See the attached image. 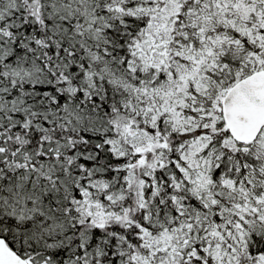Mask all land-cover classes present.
<instances>
[{
    "label": "snow or ice",
    "instance_id": "snow-or-ice-1",
    "mask_svg": "<svg viewBox=\"0 0 264 264\" xmlns=\"http://www.w3.org/2000/svg\"><path fill=\"white\" fill-rule=\"evenodd\" d=\"M0 264H264V0H0Z\"/></svg>",
    "mask_w": 264,
    "mask_h": 264
}]
</instances>
